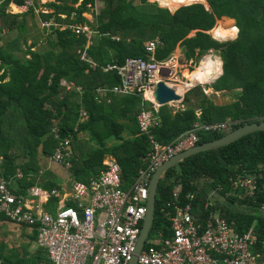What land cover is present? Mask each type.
<instances>
[{"label": "trees", "instance_id": "1", "mask_svg": "<svg viewBox=\"0 0 264 264\" xmlns=\"http://www.w3.org/2000/svg\"><path fill=\"white\" fill-rule=\"evenodd\" d=\"M154 1L171 9L168 0ZM0 2V32L6 33L18 30L23 35L26 17L35 20V9L40 8L36 4L24 16L10 15L8 7L23 6L24 0ZM194 2L205 0L185 3L171 0L173 8ZM78 3L79 0H56L43 6L54 13H41L40 17L43 21L54 19L57 25L88 27L93 34L90 46L86 36L52 27L46 30L49 35L46 46L35 41L26 50L17 48L21 57L0 47V177L9 181L18 169L22 170L24 178L19 181L22 194L41 175L40 147L45 157L52 156L58 147L59 140L51 133L54 126H58L61 139L72 136L74 156L69 163L74 181L89 183L97 178L104 170L105 157L111 155L121 166L124 186L129 187L146 167L150 151L149 138L140 133L137 122L143 110H152L159 118L160 125L152 133L163 145L171 144L195 124L232 122L223 131L198 132L197 144H201L245 124L258 123V117L264 116V0H206L208 10L194 4L175 14L148 0H140L138 5L131 0H82L75 8ZM97 3L102 8L96 14ZM92 8L94 23L82 17ZM222 19H228L222 23L234 21L235 27L218 23L214 29L215 23ZM210 31L215 40L225 43L211 39ZM157 38L160 46L152 58L160 63L168 61L178 47L188 61L195 62L210 50L217 52L221 60L218 72L222 73L209 87L216 92L239 90L238 99L227 105H215L196 86L184 100L190 103V95L195 93V107L190 105L176 112L168 105L156 111L141 94L107 93L98 101V89H111L121 82L115 69L106 70L107 67L119 66L126 58L149 60L146 44ZM37 47L45 49L34 50ZM213 76L201 78L200 83ZM63 81L71 86H64ZM81 110L88 115L86 120H81ZM80 133L87 134V139L82 140ZM22 158L27 161L22 162ZM44 177L49 179L48 174ZM236 177L255 181L253 196L241 200L225 196L231 188L230 179ZM178 186L184 203L187 195L196 194V217L208 216L204 204L212 198L221 216L234 223L235 231L242 234L252 228L258 240L264 241V130L195 153L165 171L158 186L151 230L162 232L165 238L171 237V222L162 210L172 213L167 203ZM44 187L60 188L55 182ZM56 204L57 200H52L49 205L52 210L48 209L54 211L52 207ZM7 221L8 217L0 213V223ZM35 251L31 254L26 244L19 254L17 249L0 242V259L6 264L49 263L41 247Z\"/></svg>", "mask_w": 264, "mask_h": 264}, {"label": "built area", "instance_id": "2", "mask_svg": "<svg viewBox=\"0 0 264 264\" xmlns=\"http://www.w3.org/2000/svg\"><path fill=\"white\" fill-rule=\"evenodd\" d=\"M24 2V10L29 11L35 5V0ZM53 26L57 25L42 23L43 29L49 30ZM64 29L87 38L92 35L86 26L72 25ZM159 46L158 38L146 44V51L151 55L149 60L132 57L119 66H108L106 70L115 69L121 82L111 89H98L99 96L107 93L143 96L147 91H153L164 64L152 58ZM86 117L83 113L81 120ZM258 120V123H264V116ZM137 122L140 133L149 138L150 151L145 160L146 167L139 171L129 187L123 184L121 166L116 160L105 162L104 170L89 183L74 182L71 192L35 185L27 189L26 195H20L13 191L12 181L0 177V213L14 225L36 227L37 245L45 250L49 259V263L44 264H130L147 215L154 173L165 162L194 148L198 143V132L222 131L232 124L195 125L171 144L163 145L152 133L160 125L156 115L143 110ZM51 133L59 143L50 159L68 165L74 156L72 136L61 139L58 126H54ZM23 178L24 173L18 169L15 179ZM230 182L226 197L241 200L253 196L256 190V183L251 178L236 177ZM181 192L179 186L175 188L172 200L167 203L172 213L162 210L169 215L171 237L165 238L162 232H157L158 239L150 243L149 235L136 264H264V241L258 240L252 228L242 234L235 231L234 223L221 216L212 198L204 204L208 216L196 217V194L187 195L184 203ZM52 199L58 200L54 214L44 208ZM0 264L6 263L0 259Z\"/></svg>", "mask_w": 264, "mask_h": 264}, {"label": "rangeland", "instance_id": "3", "mask_svg": "<svg viewBox=\"0 0 264 264\" xmlns=\"http://www.w3.org/2000/svg\"><path fill=\"white\" fill-rule=\"evenodd\" d=\"M131 1H134L136 5H138L140 2V0H131ZM186 1L182 0V3H185ZM49 2H52V0H41V1H39L40 6H44V5L48 4ZM168 2L170 4V8L174 9L172 6L171 0H168ZM148 3L156 4L158 2H156L154 0H148ZM203 3L204 2H194V3L189 4V5H193V4H201L202 5ZM101 8H102V4L98 3V9L100 10ZM40 11H46V10H45V8L41 7L39 9V12ZM93 17L94 16H91V15H85V18L88 21H93ZM37 19L38 18L36 16L35 23H34V20H30V19L28 20V27L26 29V32L23 35H21V33L18 30L14 31L13 33H10V34H8V33L4 34L6 32H1L2 36L0 39V43L2 41V46L3 45L4 46L9 45L12 42V40L16 39V38H17L16 50H17V48L22 49V50H26L27 47L31 46L32 43L35 41H40V42H42V44H44L46 46L45 41L49 37L47 36V34L43 33L45 31L40 27ZM224 21L225 20L222 19V20H219L218 22H216L214 29L217 27L218 23H221L224 26H231L232 25V27L233 26L235 27L234 22L222 23ZM214 29H212L211 31H213ZM211 31L209 32V35L212 34ZM193 35H194V33L192 34V36ZM210 36L212 37V35H210ZM236 38H237V35L233 40H235ZM26 42H27V44H26ZM44 49L45 48H41V47L34 48V50H44ZM16 55L20 56V57L22 56V54L19 52H16ZM210 56H215V57L213 58ZM218 56L219 55L217 54V52L210 50L205 55H203L201 58H199L196 62L192 61V60L188 61L184 56V51H182L181 48L178 47L174 51V53L172 54L171 58L162 65V68L159 70L158 75L160 76V80L162 79L169 86L173 87L175 84L184 85L186 90L184 91L183 94H181L183 99H184L187 95L190 94V91L194 87L199 86L202 89L206 85L209 86L211 84V82H213L220 75V72H218V71L221 69V62H220ZM209 61H211V62H209ZM211 67H213V68H211ZM211 69H213L214 71H211ZM211 74L214 75L212 78H209L204 83H200L201 78L209 77ZM144 95H145L143 97L144 100L149 101L150 94L146 95V93H145ZM205 95H206V97H208L209 99L214 101V103L222 104V103L227 102L229 100H231V101L235 100L239 96V93H236V91H235L232 96H228L226 94L221 95L219 93H217L215 95L211 94V93L205 94ZM190 98H191L190 103H187L184 101L180 102V103L179 102H173L169 106L174 112L178 111V110L185 109L188 107V105H192L193 107H195L194 103L197 101V95L194 93V94L190 95ZM151 104H153V103H151ZM80 137L82 138V140H85V135L84 136L81 135ZM153 239H158V237H157L155 232L151 231L150 238H149L150 243ZM0 242L7 243L10 248H15V249H17L19 254H22L24 245L28 244V238L25 235V230L23 229V227L18 226V225H14L11 223V225L2 226L0 228ZM30 252H32V251L30 250ZM35 252L36 251H34V253Z\"/></svg>", "mask_w": 264, "mask_h": 264}, {"label": "crops", "instance_id": "4", "mask_svg": "<svg viewBox=\"0 0 264 264\" xmlns=\"http://www.w3.org/2000/svg\"><path fill=\"white\" fill-rule=\"evenodd\" d=\"M39 1H41V0H35V5L37 4L38 6H40V3H39ZM81 1L82 0H79V3L77 4V5H75V8H77L78 6H79V4L81 3ZM56 2V0H52V2H49L48 4H51V3H55ZM101 4V3H100ZM157 4V3H156ZM0 5H1V2H0ZM34 5V6H35ZM47 5V4H46ZM45 6V5H44ZM159 6V5H158ZM41 7H43V6H40V8ZM160 7V6H159ZM39 8V9H40ZM44 8V7H43ZM39 9H35V15L37 16V21L39 22V25H40V27L42 28V23H51V22H53V24H55V25H57L56 23H55V20L54 19H51L50 21H43V20H41V17H40V14L42 13V14H53L54 13V11L53 10H47L46 8H45V10L46 11H40L39 12ZM99 11V9H98V3L95 5V12L97 13ZM28 10H24V8H23V6H17V5H14V4H12V5H10L9 7H8V9H7V14H10V15H17V16H24V15H26V14H28ZM85 15H91V16H93L94 14H93V8L88 12V13H85V14H83L82 15V17L86 20V21H88L86 18H85ZM61 18H62V20H65L66 19V16H64V15H62L61 16ZM33 20V19H31L30 17L28 18V16L26 17V21H27V27H28V20ZM88 22H90V23H94V20L93 21H88ZM34 23H35V20H34ZM232 23V22H231ZM65 26H68V25H57V26H53V27H59L60 28V30H67V29H64V27ZM81 26V25H80ZM52 28V27H51ZM50 28V29H51ZM43 29V28H42ZM45 32H43V33H45V34H47V36H49L48 35V31H46L47 29H43ZM69 30V29H68ZM91 31V30H90ZM1 32H4V31H1ZM1 32H0V39H1V36H2V34H1ZM14 32V31H13ZM13 32H8V34H10V33H13ZM4 34H7V33H4ZM93 37V34L92 35H90L89 36V38H88V40H89V42H88V46H90L91 45V38ZM16 45H17V38L16 39H13L12 40V42L9 44V45H7V46H2V41H1V43H0V47H2L4 50H6L7 52H9V53H13V54H15L16 55V52H19V53H21L20 52V50H16ZM180 48V47H179ZM210 57H215V56H210ZM218 58H219V60H220V57L218 56ZM220 62H221V60H220ZM211 68H213V67H211ZM211 71H214L213 69H211ZM221 73H222V70H221ZM221 73H220V75H221ZM219 75V76H220ZM218 76V77H219ZM217 77V78H218ZM216 78V79H217ZM215 79V80H216ZM162 80V79H161ZM214 80V81H215ZM158 81H160V76H158L157 77V82ZM213 81V82H214ZM63 83V85L64 86H66V87H70L71 86V84H68V83H66L65 81H63L62 82ZM212 83V82H211ZM178 86H179V91L181 92V93H184V91L186 90L185 89V87H184V85H182V84H178ZM210 86V85H209ZM209 86H207L206 85V87H207V90L208 91H210V93L211 94H217V93H219V94H226V95H228V96H232L233 95V93L236 91V93H239V90H234V91H222V92H216V91H214L212 88H210ZM204 88V87H203ZM203 88H202V91H203V93L204 94H209V93H207V91H204L203 90ZM209 88V89H208ZM153 91H154V89H153ZM153 91L151 92V91H147L146 92V95H148V94H150V96H149V102H152L153 103V105H155L154 106V109L156 110V111H158L159 110V106L155 103V100H154V97H153ZM180 94V93H179ZM113 95H115V94H113ZM117 96H124V95H117ZM145 95H143L142 96V98L144 97ZM239 97V96H238ZM238 97L236 98V99H238ZM100 98H102V97H100ZM144 99V98H143ZM235 99V100H236ZM185 100V98L183 99V97H182V100H180V101H176V102H183ZM235 100H233V101H231V100H229V101H227V102H224V103H222V104H216V103H214V101H213V103L215 104V105H227V104H230V103H233ZM172 104V103H171ZM170 105V104H169ZM168 105V106H169ZM190 105H188V107H189ZM186 109V108H185ZM145 110H149V109H145ZM182 110H184V109H182ZM149 111H151L152 113H153V111L152 110H149ZM178 111H180V110H178ZM176 112V111H175ZM83 113H85L86 114V112L84 111V110H81V114H80V117L82 118V115H83ZM153 114H155V113H153ZM87 115V114H86ZM196 115L198 116L199 115V111H196ZM87 117H88V115H87ZM87 117H86V119H87ZM85 119V120H86ZM125 120H122V119H120V122H124ZM227 122H230V121H224V122H216V123H227ZM208 124H213V123H208ZM195 125H199V124H195ZM194 125V126H195ZM203 125H206V124H203ZM200 126V125H199ZM223 131V130H222ZM81 135H85V138L87 139V134H85V133H80L79 134V137L81 136ZM197 135H198V133H197ZM81 138V137H80ZM82 139V138H81ZM73 147V146H72ZM43 151H42V147H40V149H39V152H38V159H39V165H40V167H41V170H40V177H38V179L36 180V183H35V185L36 186H39V187H42V188H44V189H47V188H45L44 186H46V185H48V184H50V183H52V182H55L56 183V186H59L60 188H62V189H65L66 191H68V192H71L72 191V189H73V185H74V182H77V181H74V177H73V175H72V172H71V165H70V163L67 165V164H59V163H56V162H54V161H52L51 159H50V157H45V156H43V153H42ZM73 152H74V149H73ZM22 160V162H25V161H27V159L26 158H22L21 159ZM109 160H116L115 158H113L111 155H108V156H106L105 157V160H104V162H103V165L105 164V162H107V161H109ZM105 166V165H104ZM105 168V167H104ZM102 172V171H101ZM45 174H48L49 175V179H46V177H44V175ZM94 179V178H93ZM9 181H12V189H13V191L16 193V194H20V195H26L27 194V191H26V193L25 194H22L21 193V186H20V184H19V179H15V177H12ZM34 185V186H35ZM52 200H54V199H52ZM51 200V201H52ZM57 200V199H56ZM57 202H58V200H57ZM51 204V202L48 204V205H46V206H44V208H46V210L47 211H50L48 208H50L49 207V205ZM56 206H57V204H56ZM55 205H54V207H52V208H54V211H50L51 213H55V211H56V207ZM51 209V208H50ZM52 210V209H51ZM0 225H1V227L2 226H7V225H11V222H9V221H7V222H2V223H0ZM21 227H23V229L25 230V235H26V237L28 238V246H29V251L31 250L32 252H30L31 254H33L34 253V251H35V249L38 247V245H37V230H36V228L35 227H32V226H26V227H24L23 225L21 226Z\"/></svg>", "mask_w": 264, "mask_h": 264}, {"label": "water", "instance_id": "5", "mask_svg": "<svg viewBox=\"0 0 264 264\" xmlns=\"http://www.w3.org/2000/svg\"><path fill=\"white\" fill-rule=\"evenodd\" d=\"M157 4L160 6L159 3H157ZM202 5L204 6V8L206 10L209 9L206 1ZM187 6H191V5L180 6V7L174 8V9H168V8H164L162 6H161V8L168 9L171 12V14H175L181 8L187 7ZM224 20H228V19H224ZM237 32H238V30H237ZM208 35H209V33H208ZM211 39H213V38L211 37ZM214 41H216V40H214ZM216 42H218V41H216ZM227 42H230V41H227ZM219 43H225V42H219ZM203 90L207 91V93H210V91L207 90L206 86H204ZM153 97H154L155 103L159 107L166 106V105H169L173 102L182 100V95L179 94L173 87L169 86L163 80H160L156 83V85L154 87V91H153ZM261 130H264V123L245 124V125L233 130L232 132H230V133H228V134H226V135H224L218 139H215V140L209 141V142H205V143H201V144H197L194 148L181 153L180 155L176 156L175 158L171 159L170 161L165 162L162 166H160L157 169V171L154 173V175L152 177L150 187H149V199H148V203H147V215H146V218H145L144 223H143L142 231H141L139 242H138V247H137L136 253H135L132 261L130 262V264H136L137 263L138 255L140 254V252L144 248L146 241H147V238L149 237L150 232L152 230V226H153L154 219H155L156 197H157V192H158V186H159L160 180L163 178V176L165 174V171L169 167L177 165L181 161L185 160V158H187L188 156H191L195 153L222 147L224 145H227V144L237 140L238 138H240L242 136H245V135L250 134L252 132L261 131Z\"/></svg>", "mask_w": 264, "mask_h": 264}, {"label": "bare ground", "instance_id": "6", "mask_svg": "<svg viewBox=\"0 0 264 264\" xmlns=\"http://www.w3.org/2000/svg\"><path fill=\"white\" fill-rule=\"evenodd\" d=\"M231 21V20H230ZM211 35V34H210ZM213 38V37H212ZM214 39V38H213ZM215 40V39H214ZM217 41V40H216ZM219 42V41H218ZM227 42V41H226ZM213 60V59H212ZM209 62H211V61H209ZM159 75H157V77H158ZM157 79V78H156ZM172 87V86H171ZM173 88L178 92V93H180V94H183V93H181L180 91H179V86H178V84H175L174 86H173ZM152 92V91H151Z\"/></svg>", "mask_w": 264, "mask_h": 264}]
</instances>
